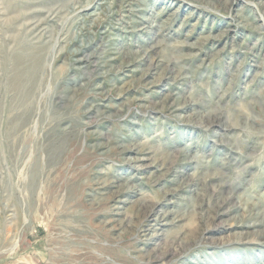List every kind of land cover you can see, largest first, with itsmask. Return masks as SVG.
<instances>
[{
    "label": "rangeland",
    "instance_id": "374dc122",
    "mask_svg": "<svg viewBox=\"0 0 264 264\" xmlns=\"http://www.w3.org/2000/svg\"><path fill=\"white\" fill-rule=\"evenodd\" d=\"M120 1L0 0V264H264V0Z\"/></svg>",
    "mask_w": 264,
    "mask_h": 264
},
{
    "label": "bare ground",
    "instance_id": "6f19581e",
    "mask_svg": "<svg viewBox=\"0 0 264 264\" xmlns=\"http://www.w3.org/2000/svg\"><path fill=\"white\" fill-rule=\"evenodd\" d=\"M120 2L126 8H128L130 5L129 3L126 2V0H121ZM11 7H13V6H11ZM27 8L28 7H26V9ZM140 11L141 10H137V8H136V10H134V16L143 17L142 15H140ZM42 13H43L42 10H33L30 13L26 14V15L30 16V18L28 19L29 21L27 23L22 24L21 27L22 28L27 27L26 30H29V31L33 30L36 33V31L38 30L39 26L42 23V19H41L43 17ZM140 19H144V21H146L145 18H140ZM135 22L139 23L137 19ZM135 22H133L132 26H134ZM140 26H141V28L138 29V31H140V32L144 31V29H147L145 24L141 23ZM97 36H98V34H97ZM88 45H89V42L87 44H85L84 46H80L76 50V52L73 53V55L71 56V59H73L74 62L81 63V59H79L77 56L81 55L82 51H84L83 48H87ZM35 48L37 50L40 49L35 44L34 45L26 44L23 47V50H24L23 53L24 54L16 56L15 59L12 60V61H14L13 68H14V73H15V77L11 83V86L13 89L19 90V91L23 90L25 88V82H24V78H23L24 74H31V76H32L33 74H36L37 71L39 70V68H40L39 52ZM127 67L129 68L130 66H127ZM144 159H146L145 156H139L138 158H134L133 164L134 165H137V164L142 165V161H144ZM160 219L161 220L156 221V223L153 225L154 227H156V228L161 227L162 228L163 226H166V224L168 222V217L165 216V217H161ZM156 228H155V230H157ZM252 235H257L256 238L258 239V241L260 240L259 242H261V241L264 242V231L247 234V236H252Z\"/></svg>",
    "mask_w": 264,
    "mask_h": 264
}]
</instances>
